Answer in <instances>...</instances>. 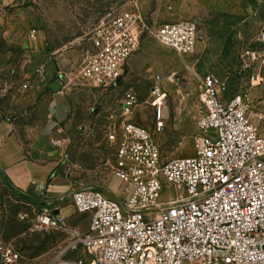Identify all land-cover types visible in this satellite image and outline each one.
Wrapping results in <instances>:
<instances>
[{"label": "built area", "instance_id": "built-area-1", "mask_svg": "<svg viewBox=\"0 0 264 264\" xmlns=\"http://www.w3.org/2000/svg\"><path fill=\"white\" fill-rule=\"evenodd\" d=\"M149 30L136 2L102 20L80 78L105 90L118 86ZM154 35L181 56L194 54L200 41L195 20L164 23ZM259 43L264 46V26ZM241 59L240 74L249 72L252 86L264 85V52L248 48ZM61 78L64 85L73 84L68 75ZM229 90L227 80L212 73L203 77L205 111L197 119L191 156L164 160L150 130L127 118L112 124L106 132L116 153L110 170L124 199L99 188L75 190V212L90 217L85 232L68 229L66 216L44 204L32 229L67 230L66 246L43 263L0 240V264H264V136L253 122L251 93L228 95ZM152 97L159 131L165 126L167 92L156 85ZM137 104L136 91L129 89L123 115H131ZM37 189L42 192L45 185ZM165 189L176 193L161 201ZM80 249L85 259L71 257Z\"/></svg>", "mask_w": 264, "mask_h": 264}, {"label": "rangeland", "instance_id": "rangeland-1", "mask_svg": "<svg viewBox=\"0 0 264 264\" xmlns=\"http://www.w3.org/2000/svg\"><path fill=\"white\" fill-rule=\"evenodd\" d=\"M28 4L42 22L40 27L33 26V30L42 37L56 63L58 76L73 79V84L66 88L63 111L56 115L59 126L52 132L62 150L61 163L54 174L59 176L57 185L65 192L55 197L57 202H51V207L64 212L68 229L76 227L85 232L90 223L89 216L74 210L75 190L99 188L112 197L124 199L121 183L110 170L116 153L106 132L112 124L127 118L150 130L164 160L194 154L197 119L205 111L201 84L209 73L228 81V95L238 91L251 93L253 122L264 136V85L253 88L250 73L240 74L241 55L246 49L264 52L258 41L261 31L258 26L263 21L253 16L262 7L260 4H244L243 17H250L246 21L232 18L230 13L201 17L200 41L196 52L188 56L162 45L154 35L160 25L152 20L147 23L150 30L143 35L139 51L130 58L119 85L107 90L92 86L80 78L79 72L91 49L95 27L102 20L130 9L131 0H28ZM156 85L167 92L165 126L159 131L152 106V89ZM129 89L136 91L138 104L126 117L123 104ZM175 193L165 189L160 200ZM42 197L31 199L0 187V240L16 247L27 259L49 263L71 236L67 230L32 229L33 218L43 206L39 203L44 200ZM78 256L86 258L81 249L71 255Z\"/></svg>", "mask_w": 264, "mask_h": 264}, {"label": "crops", "instance_id": "crops-1", "mask_svg": "<svg viewBox=\"0 0 264 264\" xmlns=\"http://www.w3.org/2000/svg\"><path fill=\"white\" fill-rule=\"evenodd\" d=\"M131 2L130 8L138 3L146 23L154 20L160 26L182 20H195L199 25L203 16L228 13L232 18L246 21L250 17H243L244 4L256 3L262 6L253 15L263 21L258 26L261 30L259 39L263 31L264 4L259 0ZM41 25L28 0H0V187L31 199L44 196V200L39 201L44 205L55 203V197L65 192L57 185L59 176L54 174L61 163L62 150L52 132L59 126L56 115L63 111L69 84L63 83L59 92L49 88L60 77L42 37L33 34V26ZM24 84L29 87L23 88ZM39 184L45 185L42 192L37 189ZM57 212L65 216L62 210Z\"/></svg>", "mask_w": 264, "mask_h": 264}, {"label": "water", "instance_id": "water-1", "mask_svg": "<svg viewBox=\"0 0 264 264\" xmlns=\"http://www.w3.org/2000/svg\"><path fill=\"white\" fill-rule=\"evenodd\" d=\"M119 83V81L117 82V84ZM49 88L54 91V92H59L62 90L63 88V80L62 78H58L57 80L53 81L50 85Z\"/></svg>", "mask_w": 264, "mask_h": 264}]
</instances>
